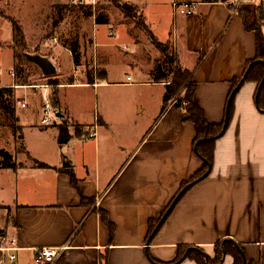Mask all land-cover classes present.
I'll return each mask as SVG.
<instances>
[{"label": "crops", "instance_id": "obj_1", "mask_svg": "<svg viewBox=\"0 0 264 264\" xmlns=\"http://www.w3.org/2000/svg\"><path fill=\"white\" fill-rule=\"evenodd\" d=\"M133 1L147 19L145 8L149 1ZM176 1L196 3L195 11L191 15L176 13L172 6ZM150 2L167 5L173 30L169 31L167 26L166 39L162 41L147 20L144 22L160 42L172 43L176 64L192 72L197 85L195 101L206 120L213 124L223 122L232 81L243 75L257 53L255 32L245 27L238 10L250 11L248 23L252 25L255 9L264 0ZM120 10L124 17L132 18ZM97 14L94 49L110 51L111 43L101 39L103 26L110 25L109 17L103 11ZM138 27L133 22L129 29L121 28L118 40L123 39L122 32L133 40V29ZM262 31L264 34V24ZM148 39L156 49L155 56L147 65H134L136 77L127 75L131 77L129 81L115 79L111 71L116 58H99L101 73L92 81L70 83L69 88L110 89L127 85L146 95L157 87L159 99H163L171 75L163 73L162 68L157 70L165 54ZM76 43L81 53V44ZM62 45L74 63L71 45ZM129 46L136 52L137 43L130 42ZM14 63L15 60L10 69L14 68L16 77ZM80 64L81 59L79 64L74 63ZM10 69L8 74L14 77ZM4 74L5 70L0 80ZM2 82L0 92L12 91L7 97L15 98L24 109L30 102L34 106L32 121L22 126L8 124L12 138L21 131L20 138L25 141L29 134L51 133L55 148L52 158L39 155L29 146L19 153L15 142L12 146H0L16 161L15 168L4 167L0 162V172L6 175L0 182V211L7 215L0 227V238L3 232L6 241L0 239V248L10 246L12 239L17 247L12 252L0 249L5 264H43L37 260V250L43 247L61 248L53 264H102L105 256L107 264H168L178 256L180 246L201 248L213 258L216 243L223 240L240 244L250 264H264V110L255 101L256 82H245L236 94L229 126L215 142L212 169L184 193L151 242L147 240L150 221L162 216L182 184L204 165L195 151L196 127L187 119L186 110L171 102L161 113L163 101L159 102L147 122L140 124L137 132L134 128L133 138L122 139V125L127 126L131 110L125 104L131 102L123 101L115 91L103 98L90 121L81 118L73 104L66 103L62 90L59 120L46 126L41 119L44 93L49 90H35L37 87L26 81ZM20 85L26 87L19 90ZM17 91L20 97L16 96ZM136 98L139 101L132 103L136 113H143L144 95ZM11 111L16 123L28 116L25 111L18 115L16 103L2 107L0 114L12 120ZM65 120L69 123L64 124ZM96 121L97 135L89 138L84 128L93 127ZM65 161L71 165L64 167ZM109 222L114 228L112 234ZM11 253L16 256L14 261L8 260ZM179 264L199 263L186 258ZM221 264H233V257L227 254Z\"/></svg>", "mask_w": 264, "mask_h": 264}, {"label": "rangeland", "instance_id": "obj_2", "mask_svg": "<svg viewBox=\"0 0 264 264\" xmlns=\"http://www.w3.org/2000/svg\"><path fill=\"white\" fill-rule=\"evenodd\" d=\"M56 1L57 0H0V66L5 70L0 84L3 83L2 81L10 79L12 83L15 82L18 84L25 83L24 81H26V83H30L29 85L37 87L34 89L38 91L48 89L47 96L49 102L50 96H53L54 99H58V109H61L59 97L63 90L66 103L69 105L73 104L74 110L79 112V115H81L80 117L89 119L90 121L97 111L98 104L102 102L103 98L105 99V97L108 96L111 90L115 91L116 95L120 96L123 101L131 102L128 104L123 103L125 105H130L131 110L128 111L129 113L126 120L127 126L122 125L123 132L121 133V137L122 139L133 138L134 128L137 132L140 128L138 126L147 122L150 115L156 111L158 103L163 101V99H159L157 87H155V91L149 93L147 91L145 95V93H143L144 91H139L140 89L137 90L127 85H119L111 87L110 89L109 87L98 88L97 86H74L69 88V85L74 82L92 81L94 76L101 73L103 69L99 64V58L108 60L116 58L117 62L113 65L114 67H112L111 71L112 77L115 79L125 81L127 75H130L132 78L136 77L135 75L138 71L134 65L137 63L140 65H147V61H150V59L155 56L154 52H156L155 47L148 39V37H150L149 31L141 25V21L147 20V23L150 24L152 30L159 39L165 41L167 26L169 31L172 32L173 30L171 11L168 9L167 5L162 6L160 3H151L150 0H148L149 2L145 8L147 15L146 19L145 16L141 14V7L135 4L133 0H58V3ZM176 2L185 3L182 1ZM119 3H130L134 7L136 6L134 11L136 16H131V19L124 17L120 8H118ZM143 6H145V4H143ZM98 11H103L109 17L110 25L103 26V35L101 39L105 40L104 42L106 44L111 43L112 49L110 51L102 50L99 52L94 49L95 33L96 28H98L95 18L98 15ZM7 17H14L22 25L25 35L23 46L20 47L15 42V39L13 40L12 24ZM133 22L136 23L137 27L139 26L137 29H133L134 39H131V41L129 35L126 37L127 34L122 32L123 39L118 40L121 35L120 29H129ZM125 37L126 39H124ZM73 42H80L81 44L80 54L82 58H80L81 64L78 66L74 65L69 52L62 47V44L67 43L71 45ZM130 42L137 43L136 52L132 50V46H129ZM124 45L128 46V48ZM167 45L169 46L170 53H173L172 43L169 42ZM119 50L121 51L120 56ZM33 55L48 58L55 66L56 72L45 74L41 66L32 59ZM13 56H15V58ZM14 60L15 63L13 65L17 67V76L10 77L8 69H10L12 61L14 62ZM160 61L162 63L164 57L161 58ZM163 73L171 75L169 68H164ZM47 85L49 86L48 88H46ZM20 86L22 87H18L20 88L19 90L26 87L25 85ZM15 90L18 89L16 88ZM10 92L12 91L0 92V110L2 107H11L13 103H16L18 115H20L22 111H25L28 116L21 119V122L16 123V116H12V120H9V118L5 119V117L0 114V124L4 123L6 125L3 124L4 126H0V146H12L15 142L19 153L22 152V150H26L29 146L39 155L44 154L53 158L55 148L53 145L54 137L51 133H46L43 136L29 134L25 141L20 138L22 134L21 131L16 132L14 139L12 138L11 129L8 127V124L10 125L13 122V124L15 123L22 126V124L24 125L32 121L33 116L31 112L34 106L33 103L30 102L29 106L24 109L21 107L20 103L13 100L15 98L11 99L7 97ZM139 95H144V101L146 103V111L143 113H136L135 106L132 104L136 103L135 101H139L138 98H136ZM16 96L20 97L19 91L16 92ZM22 98H20L21 101H24ZM107 107H113V105L107 104ZM56 120H59L58 116ZM54 122L52 124H54ZM67 122L69 123L68 120L63 121L64 124ZM120 123L121 122H116V124ZM19 128L18 126L16 127L17 130H19ZM79 130L82 131L80 126ZM25 132L26 130L24 128L23 134ZM84 132L87 134L86 127L84 128ZM104 138L107 137L105 136ZM63 154L68 155L66 152H63ZM3 179H6V175L0 172V182H2ZM6 217L7 215H3L0 211V227Z\"/></svg>", "mask_w": 264, "mask_h": 264}, {"label": "trees", "instance_id": "obj_3", "mask_svg": "<svg viewBox=\"0 0 264 264\" xmlns=\"http://www.w3.org/2000/svg\"><path fill=\"white\" fill-rule=\"evenodd\" d=\"M227 1V0H223ZM118 7L129 16H136L135 7L130 3H119ZM240 16L243 19L244 25L248 30H252L256 35V57L249 60L247 67L242 76L235 78L232 81L231 91L229 93L226 105V113L224 121L221 123H209L206 120L203 109L195 101L196 92V82L193 79V74L190 70L183 69L178 64H176V59L173 53H170L169 46L165 43L160 42L150 31L147 24L141 21V25L149 31L150 37L158 46L162 52L165 54L164 61L159 64L157 70L162 71V69H168L171 73V79L168 84H166V92L163 97V106L161 113H163L168 105L175 101L178 107H183L188 117L187 119L192 121L196 127V137H195V151L199 157L204 161L203 168L195 173L190 180L184 182L179 190V193L173 198L169 206L166 208L162 216L157 220H151L149 224L148 242H151L154 236L157 234L161 228L163 222L171 213L179 199L184 195V193L197 181L201 180L203 175L212 169L214 149L216 140L222 136L229 126V123L233 116L235 97L241 86L247 81H254L257 83V90L255 94V101L257 107L264 110V34L262 31V26L264 24V2H261L255 9L256 19L255 23L250 25L248 23V16L250 11L248 10H238ZM12 24L13 36L15 42L21 47L24 45L25 35L20 22L14 17H7ZM71 51L73 53L74 63L77 65L80 63V53L78 50V45L76 42L71 44ZM241 85L238 87V84ZM0 87V91H1ZM50 102L54 109L58 110L59 100L54 99L50 96ZM11 116L14 115V111H11ZM227 118V120H226ZM227 124L226 129L223 131L224 124ZM0 162L2 166L15 168L16 161L13 156L6 150L0 149ZM46 166V164H41ZM208 175V173H207ZM206 175V176H207ZM73 181L75 177H72ZM184 190V191H183ZM104 218L107 220L106 215ZM108 222V220H107ZM110 232L113 233V226L109 222ZM2 235L3 232H2ZM229 254L233 257V264H250L245 256L242 246L233 240H223L219 241L215 245V256L211 258L204 250L198 247L192 246H180L178 251V256L173 262L168 264H179L182 260L190 258L195 260L199 264H221L225 256ZM153 261L157 262L153 259ZM102 264H107L106 256L103 257Z\"/></svg>", "mask_w": 264, "mask_h": 264}, {"label": "built area", "instance_id": "obj_4", "mask_svg": "<svg viewBox=\"0 0 264 264\" xmlns=\"http://www.w3.org/2000/svg\"><path fill=\"white\" fill-rule=\"evenodd\" d=\"M173 8L174 11L176 13L179 14H185V15H191L196 8V3L191 2V3H179V2H174L173 3ZM4 70L3 68L0 66V78L3 74ZM10 74L12 76H15V70L14 68H11L9 70ZM127 80H131V77H127ZM49 86L47 85L46 88H48ZM44 100H45V107H44V113L42 115V119H41V123L43 125H50L52 124L57 117V113L58 111L56 109H54L51 105V103L49 102L48 96H47V91L44 93ZM174 102V101H173ZM25 105V104H23ZM98 121H96L93 124V127L90 126H86V136L89 138H94L97 135V129H98ZM1 241L5 242L6 241V237L1 235ZM1 250H6V251H14L17 249V247L15 246V239H12L10 241V246L7 247H1ZM61 252V248H56V247H43L37 250V260L43 264H53L57 257L59 256ZM9 259L10 261H14L16 256L14 254H9ZM6 263V258L1 257L0 258V264H5Z\"/></svg>", "mask_w": 264, "mask_h": 264}, {"label": "water", "instance_id": "obj_5", "mask_svg": "<svg viewBox=\"0 0 264 264\" xmlns=\"http://www.w3.org/2000/svg\"><path fill=\"white\" fill-rule=\"evenodd\" d=\"M32 59H34V61H36L40 66H41V68L43 69V71H44V73L45 74H51V73H54V72H56V70H55V66L53 65V63L48 59V58H46V57H43V56H36V55H33L32 56ZM241 83L242 82H240L239 84H238V87L241 85ZM61 115V113H57V116L59 117ZM226 120H227V118H226ZM226 127H227V124L225 123L224 124V127H223V131L226 129ZM71 164H70V162H68V161H65L64 163H63V166L64 167H69ZM209 171H210V169H208V171L203 175V177L202 178H204L206 175H207V173H209ZM184 191V190H183Z\"/></svg>", "mask_w": 264, "mask_h": 264}]
</instances>
